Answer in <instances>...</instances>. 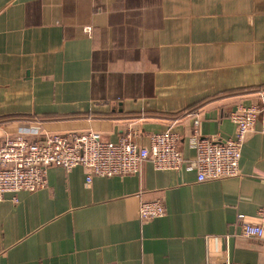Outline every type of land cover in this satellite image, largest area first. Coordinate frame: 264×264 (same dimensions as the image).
<instances>
[{
    "label": "crops",
    "instance_id": "crops-1",
    "mask_svg": "<svg viewBox=\"0 0 264 264\" xmlns=\"http://www.w3.org/2000/svg\"><path fill=\"white\" fill-rule=\"evenodd\" d=\"M238 105L264 108V0H0V141L94 132L148 145L178 134L185 165L94 177L48 170L0 202V264H264L247 238L264 206V122L240 173L198 181L190 139L235 137ZM160 200L165 215L140 217ZM243 218H240V216Z\"/></svg>",
    "mask_w": 264,
    "mask_h": 264
},
{
    "label": "built area",
    "instance_id": "built-area-1",
    "mask_svg": "<svg viewBox=\"0 0 264 264\" xmlns=\"http://www.w3.org/2000/svg\"><path fill=\"white\" fill-rule=\"evenodd\" d=\"M230 118L235 125L234 138H204L196 129L190 139V147L196 152L190 169L197 172L200 182L239 175L244 143L257 120L262 118L264 122V108L238 105ZM179 142L178 134L171 130L150 135L148 145L133 141L130 135L110 142L94 132L47 134L37 140L25 134L7 137L0 141V202L7 195L17 201L16 195L20 192H35L46 187L48 170L52 167L70 171L82 166L87 171V183L94 177L137 174L146 161L157 170L179 171L186 162ZM139 212L141 219L152 220L163 217L166 211L163 202L155 200L142 202ZM258 216L260 224L243 223L245 237L264 236V206ZM206 264L236 263L220 257L209 258Z\"/></svg>",
    "mask_w": 264,
    "mask_h": 264
}]
</instances>
